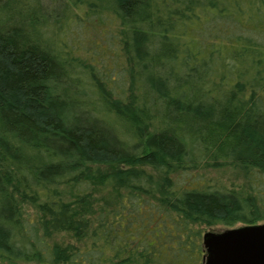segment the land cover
Returning a JSON list of instances; mask_svg holds the SVG:
<instances>
[{"label":"trees","instance_id":"trees-1","mask_svg":"<svg viewBox=\"0 0 264 264\" xmlns=\"http://www.w3.org/2000/svg\"><path fill=\"white\" fill-rule=\"evenodd\" d=\"M107 16L90 104L66 38ZM261 223L264 0H0V264H204L205 228Z\"/></svg>","mask_w":264,"mask_h":264},{"label":"rangeland","instance_id":"rangeland-1","mask_svg":"<svg viewBox=\"0 0 264 264\" xmlns=\"http://www.w3.org/2000/svg\"><path fill=\"white\" fill-rule=\"evenodd\" d=\"M108 18V16L107 19L102 17L101 21L100 19L92 18V20L88 22L84 19L77 28L79 35H77V37H72L70 40L66 38L70 46H68L69 52L66 55L67 60L70 62L69 75L72 79L70 82L83 92L84 95H82V97L87 100L88 103L96 99L90 73H94L96 77L101 80L103 74L116 76L121 67L120 57L118 53L114 52L117 50L115 48L116 36L115 39L113 38L116 25L112 20L108 21ZM105 32L107 33L105 35L107 37L103 38ZM111 32H113L112 36L110 35ZM112 60L116 62V65H111ZM177 176L178 173L172 175L173 178ZM179 178L193 182L198 180L217 186L243 189L244 191L246 188L242 174L229 167H204L203 164H199L196 169L187 170V172L179 174ZM93 195L99 197L100 193L95 191ZM105 195H107L109 199H113L116 198L117 192L107 190ZM31 214L33 213H29V215ZM235 227H238V225ZM225 228L226 227L218 225L212 228H205V230L221 231ZM73 240L74 237L70 231L53 233L49 239L50 242L60 245ZM20 264L36 263L28 262Z\"/></svg>","mask_w":264,"mask_h":264},{"label":"water","instance_id":"water-1","mask_svg":"<svg viewBox=\"0 0 264 264\" xmlns=\"http://www.w3.org/2000/svg\"><path fill=\"white\" fill-rule=\"evenodd\" d=\"M204 264H264V223L203 234Z\"/></svg>","mask_w":264,"mask_h":264}]
</instances>
